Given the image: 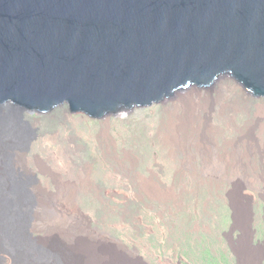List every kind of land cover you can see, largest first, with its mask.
Returning a JSON list of instances; mask_svg holds the SVG:
<instances>
[{"label": "water", "instance_id": "water-1", "mask_svg": "<svg viewBox=\"0 0 264 264\" xmlns=\"http://www.w3.org/2000/svg\"><path fill=\"white\" fill-rule=\"evenodd\" d=\"M219 81L264 100V0H0V168L26 165V117L113 122Z\"/></svg>", "mask_w": 264, "mask_h": 264}, {"label": "rangeland", "instance_id": "rangeland-1", "mask_svg": "<svg viewBox=\"0 0 264 264\" xmlns=\"http://www.w3.org/2000/svg\"><path fill=\"white\" fill-rule=\"evenodd\" d=\"M196 97L210 103L209 121L218 144L240 133L264 141V100H251L241 87L222 81L211 95ZM172 110L168 103L131 117L117 115L108 125L115 147L99 138L100 122L84 121V115L75 117L67 108L46 120L26 117L37 133L26 162L28 178L36 177L39 191L50 196L38 214L43 229L32 232L39 247L52 249L57 260L60 253L64 264H118L114 258L120 252L143 264H264V193L229 173L192 179L183 147L170 149L160 138ZM66 136L75 148H69ZM122 149L136 157L134 170L147 175L152 169L158 194L123 196L136 188ZM84 164L98 193L81 181ZM254 164L259 168L258 161ZM41 166L51 170L41 172ZM51 172L65 179L73 195L56 196ZM254 172L249 174L259 187ZM107 189L117 193L108 194ZM96 246L103 253L113 250L115 257L88 259L87 250Z\"/></svg>", "mask_w": 264, "mask_h": 264}, {"label": "bare ground", "instance_id": "bare-ground-1", "mask_svg": "<svg viewBox=\"0 0 264 264\" xmlns=\"http://www.w3.org/2000/svg\"><path fill=\"white\" fill-rule=\"evenodd\" d=\"M196 96L197 94L178 96L170 103L173 110L164 127L165 132L160 137L163 143L170 149L175 146L183 147L184 162L188 163L186 168L192 179L199 181L204 179L203 177L207 179L218 177L219 172L229 173L231 178L242 177L248 186L260 189L264 193V141L257 140L252 133H240L231 139L223 137L222 144H218L209 121L210 103L200 102ZM66 117L72 121L68 114ZM108 125L109 122H100L99 138L106 144L105 146L115 147L116 141L108 133ZM65 140L69 142V148H75L69 136H66ZM121 151L122 157L130 162L127 169L132 173L131 183L136 188V190L129 189L123 196L129 195L137 198L144 194L152 198L153 194H158L160 191L156 187L157 182L153 178L152 169H147V175L134 170L136 157L131 154L130 150L122 149ZM116 154L113 155L118 159ZM19 160L21 165L18 163ZM193 160H197L198 164H192ZM12 161L15 166L0 168V264H11V261L15 264H64L60 253L57 255L59 259H55L52 249L39 247L36 244L37 239L32 235V232L41 231L42 225L38 214L43 204L45 205L47 197H50L49 194L47 195V191L43 193L39 191L41 189L36 177L28 178L29 169L23 164L21 154L15 155ZM254 161L259 162V168ZM81 168L83 170L82 183L86 188H92L95 193H98L100 189L90 177L88 164L82 165ZM43 170L48 172L51 169L42 167L40 171L43 172ZM249 170L256 172H254L256 175H253L259 180L261 184L259 187L253 184L255 177L250 176ZM257 170H259L258 173ZM50 175L58 190L57 197L67 193L73 195L74 191L67 190L69 184L62 176L55 173ZM105 192L115 194L117 190L107 189ZM234 209L237 210V206H234ZM75 210L72 215H75ZM97 249L99 248L96 246L94 249L87 250L88 259L99 257L106 259L107 256L112 258L114 255L111 249L104 253ZM120 253H116V258L113 257L116 260L113 259L114 262L143 264ZM93 259L89 261L93 262Z\"/></svg>", "mask_w": 264, "mask_h": 264}]
</instances>
